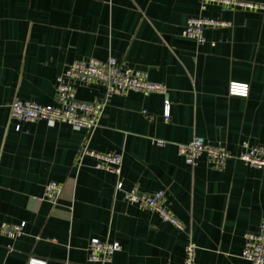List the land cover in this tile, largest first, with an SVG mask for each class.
I'll use <instances>...</instances> for the list:
<instances>
[{"label":"crops","instance_id":"crops-1","mask_svg":"<svg viewBox=\"0 0 264 264\" xmlns=\"http://www.w3.org/2000/svg\"><path fill=\"white\" fill-rule=\"evenodd\" d=\"M196 15L230 24L206 28L197 44L181 33ZM109 55L146 70L166 95H114L92 132L10 118L15 98L55 105V78L72 61ZM230 82L247 84L246 95H230ZM102 94L99 84L76 87L81 101ZM194 136L233 153L243 141L264 145V11H200L198 0H0V224L25 223L18 237L0 234V264L29 255L88 264L91 238L120 243L109 264H181L188 236L195 264H250L240 254L264 216V171L236 158L214 169L204 155L188 165L177 144ZM84 146L122 153L121 190L93 158L78 160ZM49 181L62 184L55 204L43 198ZM133 186L164 189L184 229L128 203Z\"/></svg>","mask_w":264,"mask_h":264},{"label":"built area","instance_id":"built-area-1","mask_svg":"<svg viewBox=\"0 0 264 264\" xmlns=\"http://www.w3.org/2000/svg\"><path fill=\"white\" fill-rule=\"evenodd\" d=\"M199 10L204 11L209 5H217L221 9H248L264 11V0H198ZM230 21L213 17L196 15L189 16L182 29V36L194 40L197 44L205 42L204 31L208 27L229 26ZM99 84L103 87L100 98L81 101L76 98L78 85ZM56 104L43 105L24 99H13L9 105V116L19 122H36L40 120L61 122L73 128H82L92 132L100 125L104 116L106 104L110 97L123 95L128 91L147 95L157 92L166 95V87L150 81L146 70L126 66L111 55L104 59L89 57L69 63L64 71L56 76L54 83ZM248 85L230 82L228 93L230 95H246ZM170 101H163V115L168 117ZM19 128V125L16 126ZM158 145L165 142L154 139ZM178 154L188 165H196L199 156L204 155L210 167L221 169L226 160L236 158L244 163L264 171V145H250L246 141L240 143V148L233 153L224 145L213 144L201 136H194L185 143L177 144ZM83 156L94 159V168L113 173L116 176L115 191L122 189L120 169L122 153L117 151L98 152L84 146L80 149L78 160ZM62 192V184L49 181L44 185L43 198L50 204H55ZM123 198L141 209L155 212L162 220L168 221L180 230L184 224L176 219L166 208V193L159 189L153 193H140L136 186L123 192ZM25 223L3 222L0 224V234L15 238L23 234ZM117 241L91 238L87 243L88 264H109L112 256L120 250ZM196 245L190 236L184 245L183 260L181 264H195ZM241 258L250 264H264V216L260 219L256 232L244 233V244L240 254ZM25 264H47L43 257L29 255ZM162 264V263H157Z\"/></svg>","mask_w":264,"mask_h":264}]
</instances>
